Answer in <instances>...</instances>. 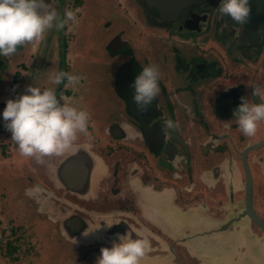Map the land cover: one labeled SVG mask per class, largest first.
Masks as SVG:
<instances>
[{
    "label": "flooded vegetation",
    "instance_id": "obj_1",
    "mask_svg": "<svg viewBox=\"0 0 264 264\" xmlns=\"http://www.w3.org/2000/svg\"><path fill=\"white\" fill-rule=\"evenodd\" d=\"M140 2L135 39L123 28L105 44L117 105L88 115L62 153L30 157L24 193L83 262L94 264L129 224L148 241L140 264H264V120L246 136L232 119L241 96L259 100L249 84L264 85V33L242 39L243 26L218 14V0L164 20ZM149 63L159 93L140 111L128 82ZM19 65L30 78L42 67ZM59 92L79 93L63 82ZM113 218L121 221L103 226Z\"/></svg>",
    "mask_w": 264,
    "mask_h": 264
},
{
    "label": "rangeland",
    "instance_id": "obj_2",
    "mask_svg": "<svg viewBox=\"0 0 264 264\" xmlns=\"http://www.w3.org/2000/svg\"><path fill=\"white\" fill-rule=\"evenodd\" d=\"M77 1H80L78 5L75 0H51L60 18L65 8L77 10L75 25L60 28L54 25L46 30L40 41L25 42L18 45L13 54L0 57V109L8 98L19 95L29 84L54 88L58 96L85 109L91 119L99 118L107 107L117 105L111 89L114 66L105 61V44L113 33L123 28L127 29L124 37L135 39L134 28L138 21L134 6L141 2ZM65 44L68 47L66 55L63 54ZM112 60L115 63L116 59ZM32 61L42 67L30 78L19 63ZM60 70L82 77L83 82L79 81L75 87L66 86L79 92L71 98L60 94L62 84L54 85L49 79L51 73ZM93 127L96 130L97 124L93 123ZM30 157L19 153L10 139V132L0 121V237H3L0 264H91L90 260L83 262V254L55 234L51 222L40 217L32 200L24 193L25 185L32 184L27 180L28 172L24 167L25 163L31 166ZM8 240L18 244L12 257L5 254Z\"/></svg>",
    "mask_w": 264,
    "mask_h": 264
},
{
    "label": "clouds",
    "instance_id": "obj_3",
    "mask_svg": "<svg viewBox=\"0 0 264 264\" xmlns=\"http://www.w3.org/2000/svg\"><path fill=\"white\" fill-rule=\"evenodd\" d=\"M76 11L65 8L63 18H60L51 0H0V57H8L25 42L40 41L46 30L54 25L57 28L75 25L78 22ZM216 11L221 17L226 16L236 24H243L251 11L250 0H218ZM49 79L54 85L63 82L65 87L69 84L75 87L81 76L60 70L51 73ZM158 79V67L149 63L141 66L128 82L130 99L138 110H146L156 98L159 93ZM249 86V97L258 96V102L241 96L232 117L246 136L253 135L257 123L264 120V85L253 83ZM0 121L4 122L20 154L40 159L62 153L76 139L77 133L86 131L89 116L85 109L58 96L54 88L29 84L22 93L5 101L0 109ZM172 126L171 119L164 120L163 127ZM101 220L106 228L121 221L116 218ZM100 226L98 222L95 228L89 230ZM147 246L148 241L139 230L128 224L123 233L115 234L111 246L100 248L94 264H140Z\"/></svg>",
    "mask_w": 264,
    "mask_h": 264
},
{
    "label": "water",
    "instance_id": "obj_4",
    "mask_svg": "<svg viewBox=\"0 0 264 264\" xmlns=\"http://www.w3.org/2000/svg\"><path fill=\"white\" fill-rule=\"evenodd\" d=\"M147 7L154 9L161 18L176 17L181 10L192 3L210 0H143ZM251 11L248 20L243 24L244 34L242 39L258 40L264 33V0H250ZM233 23L236 24L235 21Z\"/></svg>",
    "mask_w": 264,
    "mask_h": 264
},
{
    "label": "trees",
    "instance_id": "obj_5",
    "mask_svg": "<svg viewBox=\"0 0 264 264\" xmlns=\"http://www.w3.org/2000/svg\"><path fill=\"white\" fill-rule=\"evenodd\" d=\"M75 5H78L80 3V1H77L75 0ZM3 241V237H0V245ZM18 249V244L15 243V242H12L11 240H8L6 243H5V254H9L11 257L12 255H14L16 253Z\"/></svg>",
    "mask_w": 264,
    "mask_h": 264
}]
</instances>
